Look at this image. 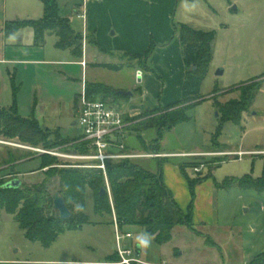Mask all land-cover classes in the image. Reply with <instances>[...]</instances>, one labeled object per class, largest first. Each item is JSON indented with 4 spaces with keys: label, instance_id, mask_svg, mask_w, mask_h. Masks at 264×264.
Listing matches in <instances>:
<instances>
[{
    "label": "rangeland",
    "instance_id": "374dc122",
    "mask_svg": "<svg viewBox=\"0 0 264 264\" xmlns=\"http://www.w3.org/2000/svg\"><path fill=\"white\" fill-rule=\"evenodd\" d=\"M4 1L1 10L4 21H38L43 17L40 0ZM55 1L59 16L68 19L77 33L81 21L72 8L80 0ZM228 1L234 2L233 5L228 6ZM183 5L185 8H180L178 13L183 25L216 33L209 69L200 88L201 99L186 111L185 122L162 133L158 154L164 156L136 160V164L151 172H157L161 164L162 177L164 174L171 185L173 193H170L174 194L182 211H186L190 195L178 166H183L190 180L207 176L194 191L193 213L197 224L193 231L176 227L172 242L163 248L139 226L122 227L118 232L132 237L125 241V248L131 250L132 259H137L134 264H160L162 261L169 264L168 253L173 248L184 252L183 262L206 264L216 252L202 251L205 237L221 249L226 264L250 263L264 253V192L239 187L226 190L223 184L230 179L254 183L264 180V0H192ZM233 6L240 9L233 10ZM172 37L173 34L158 47L154 42L149 44L151 63L141 70L140 82L134 78L129 65L136 67L140 62L131 57L103 58L107 63L122 66L121 69L117 72L101 69L95 71L92 78L115 89L124 88L122 92H133L135 96L139 95V90H146L148 97L139 104L144 105V109H164L174 104L175 86L169 77L177 75V67L173 61L164 63L165 59L162 60L157 52V48L163 50L168 46L164 49L170 48L168 59L176 55L180 59L179 41L173 43ZM7 40L8 44L22 45L27 52L8 56V50L5 59L8 62H0V108H10L14 104L19 117L34 119L41 129L53 132L55 143L52 150H43L0 140V179L3 182L17 180L32 193L42 184L43 173L48 169L40 171L42 161L44 165L56 164L58 169H91L95 165L76 125L72 107L75 96L81 93V68L69 64L74 61L70 53L55 48L54 37L45 39L42 50L27 48L33 41L29 27L21 28ZM3 43L0 32V56ZM218 71L222 73L219 76L216 75ZM260 82L261 86L255 89ZM166 84L170 88L169 103H165V96H162L165 92L162 86ZM241 86H246L249 94L255 92V99L239 122H226L221 126L218 107L238 100L240 92L237 89ZM111 101V105L126 116L128 141L135 144V151L124 153H143L144 147L153 148L157 143L154 132L132 131L139 127L134 119L140 117L141 112H133V104L125 96ZM189 153L196 155H184ZM23 156L25 159L17 161ZM104 183L109 196L106 179ZM46 188L50 194H55L57 180L50 181ZM90 203L88 199L85 208L89 224L78 230H66L48 248L28 242L13 217L0 211V264H119L114 219L112 224L108 216L95 215ZM145 237L149 241L146 245L142 243Z\"/></svg>",
    "mask_w": 264,
    "mask_h": 264
},
{
    "label": "trees",
    "instance_id": "16d2710c",
    "mask_svg": "<svg viewBox=\"0 0 264 264\" xmlns=\"http://www.w3.org/2000/svg\"><path fill=\"white\" fill-rule=\"evenodd\" d=\"M40 2L43 6V17L40 20L6 22L2 29L4 36L11 37L21 28L29 27L33 31L34 47H43L46 37L53 36L56 39L54 46L57 50L68 51L74 58L80 59L83 42L81 35L71 28L68 19L59 16L55 0H40ZM176 34L185 66L180 100L164 109H154L134 119L139 122V127L132 131L154 132L157 139L154 147L150 149L144 147L142 154L159 155L162 133L170 132L177 125L185 122L187 120L186 111L198 104L201 99L200 88L209 69L211 45L216 33L193 30L185 25H179ZM90 42L91 40L88 41L89 44ZM149 54L150 50H147L142 56L133 55L131 58L140 62L139 67L144 69ZM92 66L114 72L122 67L111 64ZM260 86L261 82L256 85L255 89ZM247 89L246 86L239 87L237 89L240 92L238 100L229 101L218 107L221 126L226 122H239L241 116L251 107L255 92L249 94ZM84 95L86 99H100L110 104L112 99L121 96L106 85L99 83H86ZM77 100L78 98L74 102L75 108ZM162 111L164 113L158 115ZM127 131L125 129L124 152L135 151V144L132 145L128 141ZM57 132H54L55 135ZM52 135L53 132L41 129L34 119L19 117L14 104L10 108H0V140L14 141L32 148L52 150L55 146ZM55 166L56 164L44 165L42 161L40 171L48 169L43 173L42 184L32 193L22 187V184L17 189H5L4 186L10 181L3 182L0 179V211H5L13 217L25 239L30 243H39L43 248H48L66 230H78L83 225L89 224V218L85 214L88 199L91 200L90 204L95 215L108 216L112 224L114 219V224L119 230L124 226H139L158 246L170 242L172 230L175 227L194 230L192 222L194 191L207 179V176L190 180L185 175L183 166H178L180 173L187 181L190 195L189 205L186 211H182L163 184L161 164L157 172L145 170L136 164V160L128 159L107 161L104 172L95 168L58 169ZM104 179L108 183L110 198ZM52 180H57L56 193L62 197L71 213L67 221L60 220L53 208L54 194H50L46 188ZM231 187L244 190L253 189L261 193L264 192V180L259 183L234 179L224 181V189L228 190ZM102 190L105 191L103 194H101ZM205 243L209 247H215L213 241L207 237H205ZM117 258L119 260V257ZM252 264H264V253L258 255Z\"/></svg>",
    "mask_w": 264,
    "mask_h": 264
},
{
    "label": "crops",
    "instance_id": "0c3cea01",
    "mask_svg": "<svg viewBox=\"0 0 264 264\" xmlns=\"http://www.w3.org/2000/svg\"><path fill=\"white\" fill-rule=\"evenodd\" d=\"M191 1L192 0H100V1L80 0L77 3H74L72 12L76 16V18L81 21V27L78 28L77 34L81 35V37L83 38L81 58L76 59L70 54L74 58V61L69 64L80 67L81 75H82L80 81L81 93L75 96V99L72 104L73 112L75 115L74 117L76 118V108L74 107V102L84 92L86 83L103 84L117 93L122 92L124 90V88L123 90L115 89L112 86H109L101 81H98L96 78H92V75L94 74L95 71L101 70V68H94L92 65L110 64L105 62V60L103 59L106 57L128 59L133 55L142 56L147 51L150 43L154 42L155 44H157L158 47L159 45H162L163 43L167 42L172 34H173L172 37L173 43L176 44L178 40L176 30L179 25H183L182 20L178 15V13L180 11V8H182V10L185 8L183 4L189 3ZM4 2H5L4 0H0V32L4 40L2 55L0 56L1 63H4V61L8 62V60H5L8 55V50L10 53V55L8 56H18L21 53L27 52V50L24 49L25 47H23L20 44H15V45L8 44L7 39L9 37H5L2 32L4 23L7 22L1 19L2 17L1 10L2 8L4 9ZM233 3L234 2L228 1V6H232ZM237 7L238 9H240L239 6ZM237 7L233 6V10H235ZM47 37H53V36H47ZM89 40H91L90 44L88 43ZM104 42H106L107 45L104 44ZM178 46H179V54H180L181 46L180 45ZM27 48L33 51H37V50H42L44 46L40 48H36L33 46V41H32V44L30 46H27ZM165 48H163V50H159L160 48H157V52L160 53V57L162 58V60L165 59L163 61L164 63L173 61L175 63V67H177L176 68L177 70L175 71L177 72V75L175 74L170 76L169 81L173 82L172 84L175 86V95H174L175 97L173 101L178 102L180 100L181 87L184 81L185 66L182 61L183 66L181 67L180 59L182 58V56H180V59H179V55H176L173 59H168L169 56H167V52L169 53L170 48L164 50ZM62 52H68V51H62ZM149 57L150 56H148V58L146 59L145 65L151 63ZM81 63H85V67H82ZM111 65H115V64H111ZM129 65L133 71L134 78L137 79L138 82H140L141 79L136 78V72L137 71L141 72L142 68H140L139 66L135 67L131 64ZM158 74L161 76L162 73L159 72ZM161 77H163V75ZM150 81L151 78L148 83H145L146 87L149 85ZM162 88H165V92L162 94L163 97L165 96V101H166L165 103L171 102V100L168 98V92L170 91L169 85L168 84L163 85ZM139 92H140L139 95L135 96L134 93L132 92L131 97H127L130 103L133 104L131 110L135 113L141 112V114L151 111L149 109H144L143 108L144 105L143 106L139 105L144 101V98L148 97L146 90H139ZM154 109L155 108H152V110ZM184 155L193 156L196 154L189 153ZM163 156L164 155H162V157ZM162 180L164 186L169 191H171V193H173L171 185L166 182L164 174ZM182 182L185 186L186 183L183 180ZM200 185H198L196 189H198ZM172 196H174V194ZM173 199L176 201L175 196ZM211 208H212V201L210 199V210ZM194 220H195V213H193L192 222L193 225L196 226L197 223H195ZM124 227H128V226H124ZM117 230L119 229L117 228ZM122 235H129V234L122 233ZM126 240H132V237L130 236V238H125L122 241V245H124V247L127 246V244L125 243ZM171 242H172V238L170 242L167 244H170ZM167 244H164L162 246H158L157 244L156 245L159 248H163ZM202 245H203L202 251L207 249L210 250V252L211 251L216 252V254H214L213 257L211 258L209 257L210 259L207 260L206 264H226L223 261V255L221 249H219L216 244L215 247H211V248L206 246L205 243L203 242ZM136 249L140 250V247L136 246ZM176 249L178 250V248H173V250L168 253L170 256L169 264H189L188 262L181 261L184 256L183 255L184 252L183 251L180 252V250H178V253L175 254ZM160 264H168V263L162 261L160 262ZM244 264H252V262L250 263L246 262Z\"/></svg>",
    "mask_w": 264,
    "mask_h": 264
},
{
    "label": "built area",
    "instance_id": "2783aa9c",
    "mask_svg": "<svg viewBox=\"0 0 264 264\" xmlns=\"http://www.w3.org/2000/svg\"><path fill=\"white\" fill-rule=\"evenodd\" d=\"M81 66L85 67V63H81ZM141 75L140 71L136 72V78H140ZM76 125L81 130V137L91 151V158L95 160V165L91 168L100 169L104 172L107 161L162 157L154 154L124 153V141L126 139L124 114L108 102L100 99H86L84 92L77 100ZM115 227L117 229L116 225ZM125 238H130V236L122 235L117 230L116 245L120 259L119 264L137 263V259L131 258V250L121 244Z\"/></svg>",
    "mask_w": 264,
    "mask_h": 264
},
{
    "label": "water",
    "instance_id": "95a60500",
    "mask_svg": "<svg viewBox=\"0 0 264 264\" xmlns=\"http://www.w3.org/2000/svg\"><path fill=\"white\" fill-rule=\"evenodd\" d=\"M221 71H218L216 73L217 76L221 75ZM121 96H125V97H131V93L128 92H119L118 93ZM21 186V182L17 181V180H12L10 182H8L4 188L5 189H17ZM105 191L102 190L101 194H103ZM53 208L54 210L58 213V217L60 220L62 221H67L70 216L71 213L69 212V210L67 209L62 197L59 194H54L53 197Z\"/></svg>",
    "mask_w": 264,
    "mask_h": 264
},
{
    "label": "clouds",
    "instance_id": "9594fccd",
    "mask_svg": "<svg viewBox=\"0 0 264 264\" xmlns=\"http://www.w3.org/2000/svg\"><path fill=\"white\" fill-rule=\"evenodd\" d=\"M148 242H149V241H148V238H147V237H145L144 240L142 241V243H144L145 245H146Z\"/></svg>",
    "mask_w": 264,
    "mask_h": 264
}]
</instances>
